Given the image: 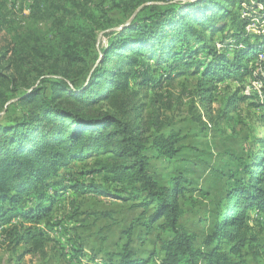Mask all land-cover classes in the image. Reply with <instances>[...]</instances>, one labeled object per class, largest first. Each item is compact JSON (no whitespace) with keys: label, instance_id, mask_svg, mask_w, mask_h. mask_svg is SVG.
Instances as JSON below:
<instances>
[{"label":"trees","instance_id":"trees-1","mask_svg":"<svg viewBox=\"0 0 264 264\" xmlns=\"http://www.w3.org/2000/svg\"><path fill=\"white\" fill-rule=\"evenodd\" d=\"M150 1L164 0H140L135 8ZM226 1L145 6L129 26L110 34L108 47L103 52L105 60L126 61L130 57L126 51H129L158 68L174 62L196 66L195 73L199 74L196 95L201 107L208 111L216 101L218 85L250 75V63L264 53V28L257 34L247 32L249 24L240 22L237 12L226 7ZM82 14L61 43L66 65L69 62L85 65L97 45L99 33L109 28L97 23L93 14ZM229 21L239 29L231 31L234 43L227 42L229 53H220L211 43L215 36L226 37ZM191 41L203 46L196 50L190 48ZM13 44V61L8 68L15 71V76L9 81L16 88L18 85L31 87L43 77L44 71L34 63V57L28 54L30 50L18 41V36ZM202 51L210 59L203 66L196 60ZM136 62L132 59V64ZM57 69L64 78L54 82L41 80L50 86V94L37 89L21 98L20 103L40 97L14 126H0V225L13 217L29 223L30 227L18 237L19 243L32 249L28 254L40 251L47 241L45 233L34 227L50 218L60 193L73 191L113 197L141 209V226L146 234L159 232L154 246L163 257L157 264H249L248 256L263 255L259 238L249 222H253L252 210L264 212V153L245 168L246 179L232 178L235 184L228 193V205L215 219L212 232L202 235L191 231L184 219L195 204L186 198V180L174 178L163 185L151 172L153 158L172 161L180 153L184 137L174 131L164 133L166 125L159 118L137 124L120 113L102 112L94 116L66 106L67 101L62 99L66 96L90 97L94 86L107 77L110 68L95 74L89 87L78 95L66 83L71 79L66 69ZM121 75L129 77L130 72L124 71ZM110 83L116 82L110 80ZM112 96L113 93L109 96L99 93L91 104ZM258 144L264 145V141ZM91 159L95 161L91 170L74 174L79 178L101 177L102 182L70 181L72 168ZM133 229L127 232L129 242L122 252L110 255L105 264L151 263L153 257L141 258L133 250ZM75 257L81 262L84 255L78 252Z\"/></svg>","mask_w":264,"mask_h":264},{"label":"rangeland","instance_id":"rangeland-1","mask_svg":"<svg viewBox=\"0 0 264 264\" xmlns=\"http://www.w3.org/2000/svg\"><path fill=\"white\" fill-rule=\"evenodd\" d=\"M139 1L0 0V126H14L40 97L20 103L21 98L37 89L50 94V86H45L41 80L54 82L64 78L57 67L66 69L71 78L65 79L66 83L76 95L89 87L95 74L110 68L107 77L94 86L90 97L84 94L79 99L66 96L62 98L67 101L65 105L94 116L102 112L120 113L137 124L159 118L166 125L164 133L174 131L181 134L184 140L180 153L172 161L153 158L151 172L163 185L174 178L186 180V198L194 200L195 208L184 221L191 231L208 235L218 214L228 205V193L235 184L232 178L246 179L245 168L253 163L256 156L264 153V145L258 144L264 141V53L250 63V75L221 82L216 101L206 111L196 95L199 78L195 73L196 66L174 62L158 68L129 51H126L130 56L126 61L119 58L109 62L105 60L103 52L108 47L110 34L132 22L145 6L193 3L197 0L150 1L136 9ZM262 1L227 0L225 4L237 12L240 22L249 24L247 32L257 34L264 28ZM81 12L82 15L93 14L97 23L109 28L99 33L97 45L85 65L72 62L66 65L62 59L61 43L69 36V30ZM121 22L125 24L120 25ZM228 24L226 37L215 36L211 43L220 53H229L226 44L234 43L231 31L239 29L231 26V21ZM17 36L18 41L30 50L28 54L34 57V63L44 71L43 77L31 87L18 85L16 88L9 81L15 76V71L8 66L13 61V41ZM251 41L254 43L253 39ZM201 46L190 42V48L195 50ZM35 47L37 51H34ZM178 48L180 50L181 47ZM132 59L137 62L132 64ZM196 60L202 66L210 61L203 51ZM124 71L130 72V76H122ZM110 80H115L118 87L114 88ZM102 92L106 96L113 93V96L92 105V100ZM94 162L91 159L73 167L70 181H101V177L79 178L74 174L80 170H91ZM59 196L50 218L34 227V230L44 232L47 240L37 253L28 254L32 250L30 246L18 242V237L30 227L28 222L13 217L0 225V264H105L110 255L122 252L123 246L129 242L127 232L131 227H134L131 246L139 257H153L149 264H157L163 257L154 246L159 232L155 230L146 234L141 226L142 210L133 207L132 203L73 191ZM250 218L253 222L249 225L259 238L263 255H250L247 260L249 264H264V212L252 210ZM78 252L84 255L81 262L75 257Z\"/></svg>","mask_w":264,"mask_h":264},{"label":"water","instance_id":"water-1","mask_svg":"<svg viewBox=\"0 0 264 264\" xmlns=\"http://www.w3.org/2000/svg\"><path fill=\"white\" fill-rule=\"evenodd\" d=\"M136 14H137V13H136ZM130 23H131V22H129V23H127L126 25L122 26V27L120 28V30H122L123 28H125V27L129 26V25H130Z\"/></svg>","mask_w":264,"mask_h":264}]
</instances>
